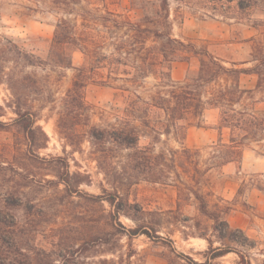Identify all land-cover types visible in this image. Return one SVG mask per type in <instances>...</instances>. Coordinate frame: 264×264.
I'll list each match as a JSON object with an SVG mask.
<instances>
[{
  "label": "rangeland",
  "instance_id": "obj_1",
  "mask_svg": "<svg viewBox=\"0 0 264 264\" xmlns=\"http://www.w3.org/2000/svg\"><path fill=\"white\" fill-rule=\"evenodd\" d=\"M53 1L0 0V40L41 57L38 65L25 66L7 53L11 60L5 71L15 68L20 76L29 75L36 80L33 88L21 90L25 94L22 101L25 107L32 106L37 111V125L47 135L43 147L31 146L8 106L12 99L9 85L0 83V103L7 110L0 119L8 123L0 128V216L5 219L4 231L14 229L16 233L19 258L35 257L40 252L54 264H101L104 259L111 264H189L183 258L188 255L204 264H243L235 252L240 250L253 264H264V133L261 140L252 141L244 151L241 163L231 162L205 175L203 190L209 193L210 204L228 210L227 219L236 229L239 241L220 240L211 229L206 230L212 221L201 214L193 196L180 195L178 185L184 186L181 180L187 182L183 173L179 177L173 172L167 183L140 179L127 187V199L145 211L139 220L124 214L117 217L114 208L98 198L102 187L111 189V185L91 157L90 143L85 141L83 153L77 151L57 126L62 99L86 57L76 49L72 67H55L49 63L48 53L59 18L67 17L79 35L85 15L96 20L106 9L139 18L141 11L133 3L141 0H81L71 4L69 11L58 9ZM239 1H244L246 7L241 8ZM169 3L174 37L191 38L198 45L206 43L227 65L245 61L241 66L250 67L258 63L252 61V54L255 40L264 42V0ZM197 66L196 58L177 61L172 69L173 79H183L188 70ZM83 72L87 79L84 96L92 123H99L103 113L113 111L112 105L118 101L117 89L103 82L107 69L87 66ZM155 82L154 77H148L139 92L149 90ZM256 82L255 74L242 77V85L247 88H255ZM248 101H255L257 112L264 114V88L255 91ZM152 114L154 120L162 115L159 111ZM218 119L219 111L209 109L200 124L196 121L186 129L184 139L162 135L154 141L155 153L184 145L200 150L201 155L196 158L204 163L217 150L215 144L220 138L228 141L230 137L228 128L217 127ZM37 135L38 141H43V134ZM152 142V136L143 132L140 145ZM64 160L69 161L72 171L80 170L86 175L84 182L76 185V191L66 189L56 174ZM137 225H141V231L149 229L150 234L131 235ZM241 231L248 237L245 245ZM203 232L212 239L214 247L232 251L208 259L210 245Z\"/></svg>",
  "mask_w": 264,
  "mask_h": 264
},
{
  "label": "trees",
  "instance_id": "obj_2",
  "mask_svg": "<svg viewBox=\"0 0 264 264\" xmlns=\"http://www.w3.org/2000/svg\"><path fill=\"white\" fill-rule=\"evenodd\" d=\"M79 1L54 0L53 3L58 9L69 11L71 4ZM133 4L141 11L139 18L106 9L96 20L85 15L84 29L79 35L67 17L58 19L48 53L49 63L55 67H72V54L76 49L82 51L86 58L85 63L77 68L72 86L62 99L57 126L77 151L83 153L85 141L90 143L91 157L111 185V189L102 187L103 193L98 198L107 201L117 217L124 214L139 220L145 212L125 196L128 186L140 179L167 183L173 172L179 177L183 173L187 182L181 180L184 186L178 185L180 195L187 193L193 196L201 214L212 221L206 230L211 229L220 240L239 241L235 237L236 229L227 219L228 210L217 204L212 206L209 193L203 190V186L208 171L231 162L241 163L243 153L251 142L259 141L263 136L264 114L257 112L255 101L248 99L255 91L264 88V42L251 38L255 40L252 61L258 63L250 67L241 66L245 61L227 65L206 43L198 45L191 38L174 37L169 0H141ZM239 6L246 7L244 1H239ZM150 8H153L152 12ZM0 44V83L5 81L12 93L8 106L16 114L14 120L25 132L31 146L41 148L47 135L37 125V111L32 106L23 105L25 94L21 91L33 88L36 80H31L29 75L20 76L15 68L5 71L11 60L7 53L14 56L17 62L23 61L25 66L38 65L41 57L17 45L12 46L11 42L0 40ZM193 58L198 60L197 69H190L183 79L174 80V64ZM87 66L107 69L108 75L102 78L103 82L117 89L118 101L112 105L113 111L104 110L108 114L104 117L106 112L103 113L99 123H92L90 106L84 96L87 79L83 71ZM250 74L257 75L255 88L242 85V77ZM150 76L156 80L153 87L139 92V87ZM120 81L122 83H118ZM209 109L219 111L217 127L220 130L228 128L230 137L228 141L221 137L215 144L217 150L204 163L196 158L201 155L200 150L184 145L155 153L154 141L162 135L184 139L186 129L196 121L200 124ZM157 111L162 115L154 120L152 113ZM5 115L6 106L0 103V116ZM7 125L0 119V128ZM145 131L152 136L153 142L141 146L140 138ZM38 132L43 134V141H38ZM56 174L60 183L72 192L78 190L84 182L82 178L86 177L80 170L72 171L67 160L61 163ZM10 197L13 195L10 194ZM4 224L5 219L0 216V264H54L40 256V252L35 257L19 258L21 253L16 233L14 229L6 233ZM141 230V225H137L130 234H150L149 229ZM201 234L210 245L208 259L232 251L221 246L214 247L212 239L206 237L207 233ZM241 237L245 245L248 237L242 231ZM235 252L243 264H253L245 258L244 252ZM183 256L189 264H204L188 255ZM100 263L111 264L107 259Z\"/></svg>",
  "mask_w": 264,
  "mask_h": 264
}]
</instances>
